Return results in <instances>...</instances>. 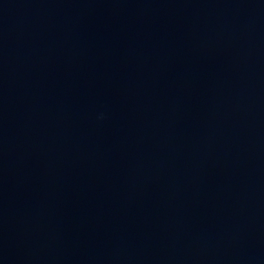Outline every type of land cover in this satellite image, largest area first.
I'll list each match as a JSON object with an SVG mask.
<instances>
[{
	"label": "water",
	"instance_id": "1",
	"mask_svg": "<svg viewBox=\"0 0 264 264\" xmlns=\"http://www.w3.org/2000/svg\"><path fill=\"white\" fill-rule=\"evenodd\" d=\"M0 264H264V0H0Z\"/></svg>",
	"mask_w": 264,
	"mask_h": 264
}]
</instances>
